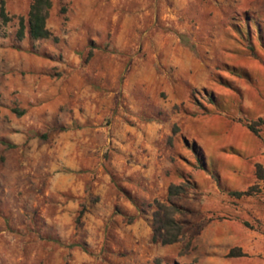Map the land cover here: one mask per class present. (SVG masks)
I'll return each instance as SVG.
<instances>
[{
  "label": "rangeland",
  "instance_id": "374dc122",
  "mask_svg": "<svg viewBox=\"0 0 264 264\" xmlns=\"http://www.w3.org/2000/svg\"><path fill=\"white\" fill-rule=\"evenodd\" d=\"M3 1L0 264H264V0Z\"/></svg>",
  "mask_w": 264,
  "mask_h": 264
},
{
  "label": "trees",
  "instance_id": "16d2710c",
  "mask_svg": "<svg viewBox=\"0 0 264 264\" xmlns=\"http://www.w3.org/2000/svg\"><path fill=\"white\" fill-rule=\"evenodd\" d=\"M52 8L51 0H32L26 18L23 16L16 17L18 27L16 30V38L22 40L25 37L26 29L30 38L34 40L52 38V33L47 28V19ZM5 10L4 1L0 2V19L3 25L12 20ZM264 123V120L258 119L247 124L248 129L257 133L255 125ZM259 179H263L260 166H257ZM175 187L170 185L167 192L166 201H153L154 210L152 212V235L151 242L159 243L160 245H171L179 242L183 235V224L177 219V216L182 213V208L173 202L172 198L177 195L174 191ZM248 192H232L231 195L241 196ZM234 256V252H231Z\"/></svg>",
  "mask_w": 264,
  "mask_h": 264
}]
</instances>
